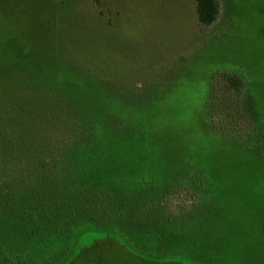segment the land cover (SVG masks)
Wrapping results in <instances>:
<instances>
[{"label":"rangeland","instance_id":"obj_1","mask_svg":"<svg viewBox=\"0 0 264 264\" xmlns=\"http://www.w3.org/2000/svg\"><path fill=\"white\" fill-rule=\"evenodd\" d=\"M217 1L204 27L195 0H0V78L86 76L138 142L131 217L77 219L54 264H264V0Z\"/></svg>","mask_w":264,"mask_h":264},{"label":"trees","instance_id":"obj_2","mask_svg":"<svg viewBox=\"0 0 264 264\" xmlns=\"http://www.w3.org/2000/svg\"><path fill=\"white\" fill-rule=\"evenodd\" d=\"M195 3L198 23L210 27L219 14L218 1ZM87 78L74 75L65 85L59 77L51 83L0 78L4 264H54L61 254L59 239L77 219L124 225L132 215L126 214L136 206L132 191L142 184L122 169L132 157L122 154L120 146L138 142L122 120L105 111L127 106L110 98L104 85L95 89L97 82ZM227 83L241 92L237 76L227 77ZM82 197L85 204L80 205Z\"/></svg>","mask_w":264,"mask_h":264}]
</instances>
